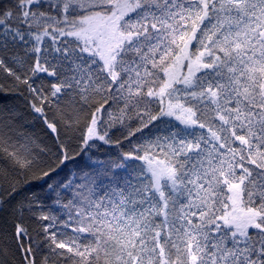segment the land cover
Listing matches in <instances>:
<instances>
[{"label": "snow or ice", "instance_id": "1", "mask_svg": "<svg viewBox=\"0 0 264 264\" xmlns=\"http://www.w3.org/2000/svg\"><path fill=\"white\" fill-rule=\"evenodd\" d=\"M0 264H264V0H0Z\"/></svg>", "mask_w": 264, "mask_h": 264}]
</instances>
